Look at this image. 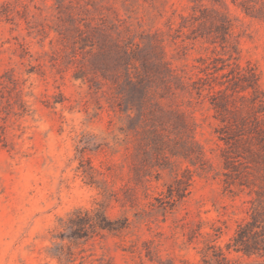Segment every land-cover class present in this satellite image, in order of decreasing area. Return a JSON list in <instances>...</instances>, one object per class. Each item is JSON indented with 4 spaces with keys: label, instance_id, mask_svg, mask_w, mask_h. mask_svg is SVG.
Returning a JSON list of instances; mask_svg holds the SVG:
<instances>
[{
    "label": "rangeland",
    "instance_id": "obj_1",
    "mask_svg": "<svg viewBox=\"0 0 264 264\" xmlns=\"http://www.w3.org/2000/svg\"><path fill=\"white\" fill-rule=\"evenodd\" d=\"M262 215L264 0H0V264H264Z\"/></svg>",
    "mask_w": 264,
    "mask_h": 264
},
{
    "label": "trees",
    "instance_id": "obj_2",
    "mask_svg": "<svg viewBox=\"0 0 264 264\" xmlns=\"http://www.w3.org/2000/svg\"><path fill=\"white\" fill-rule=\"evenodd\" d=\"M262 217H263V225L260 227V232L258 235L261 237L262 243H264V215H262ZM250 218L251 221L243 220L239 224L236 237L234 238L236 243H238L239 245H243L245 247L244 253L247 255L252 254V250H251L252 244L249 243V240H254L255 238L254 236H257V233L253 232V229L256 227L257 218L256 216H254V214L253 215L250 214Z\"/></svg>",
    "mask_w": 264,
    "mask_h": 264
}]
</instances>
